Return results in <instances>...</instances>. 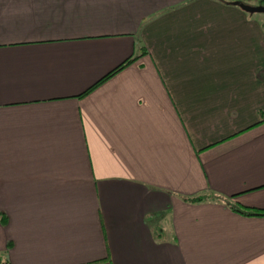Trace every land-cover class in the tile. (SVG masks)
<instances>
[{
    "label": "crops",
    "instance_id": "1",
    "mask_svg": "<svg viewBox=\"0 0 264 264\" xmlns=\"http://www.w3.org/2000/svg\"><path fill=\"white\" fill-rule=\"evenodd\" d=\"M231 202L264 208V17L222 0H0L10 264H264V214Z\"/></svg>",
    "mask_w": 264,
    "mask_h": 264
},
{
    "label": "trees",
    "instance_id": "2",
    "mask_svg": "<svg viewBox=\"0 0 264 264\" xmlns=\"http://www.w3.org/2000/svg\"><path fill=\"white\" fill-rule=\"evenodd\" d=\"M222 1H227V2H232V3H236L238 5H240L241 7H243L244 9H246L247 11H251L247 8V6H252L250 5V0H222ZM257 3V5H264V0H255ZM135 56L133 57H126L124 58L122 61H120L118 64H116L112 69H110L108 72H106L104 75H102L100 78H98L94 83H92L88 88H86L85 91L89 90L90 88H92L96 83L100 82L102 79L106 78L108 75H110L111 73H113L114 71H116L117 69H119L120 67H122L124 64H126L127 62H129L130 60H132L133 58H135ZM212 197V198H219L216 194H198L196 196H191V197H187L186 199H190V200H198V199H202L204 197ZM230 207L238 212L244 213V214H264V208H249L247 206L243 207L238 205L237 203H229ZM6 220V216L4 214V212L0 211V222L4 223ZM10 242L8 241L7 244H9ZM0 264H10L8 258L5 256V253L3 251H0Z\"/></svg>",
    "mask_w": 264,
    "mask_h": 264
},
{
    "label": "rangeland",
    "instance_id": "3",
    "mask_svg": "<svg viewBox=\"0 0 264 264\" xmlns=\"http://www.w3.org/2000/svg\"><path fill=\"white\" fill-rule=\"evenodd\" d=\"M250 3H252V5H257L255 3H257L255 0H250ZM254 16H262L264 17V11H260V10H252Z\"/></svg>",
    "mask_w": 264,
    "mask_h": 264
},
{
    "label": "water",
    "instance_id": "4",
    "mask_svg": "<svg viewBox=\"0 0 264 264\" xmlns=\"http://www.w3.org/2000/svg\"><path fill=\"white\" fill-rule=\"evenodd\" d=\"M249 10H260L264 11V5H252V6H247Z\"/></svg>",
    "mask_w": 264,
    "mask_h": 264
}]
</instances>
